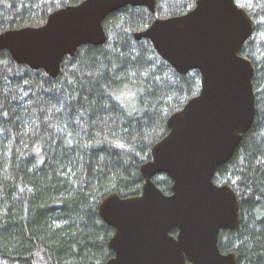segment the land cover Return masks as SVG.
Wrapping results in <instances>:
<instances>
[{
  "label": "trees",
  "instance_id": "16d2710c",
  "mask_svg": "<svg viewBox=\"0 0 264 264\" xmlns=\"http://www.w3.org/2000/svg\"><path fill=\"white\" fill-rule=\"evenodd\" d=\"M81 1L0 0V33L43 25L53 10ZM235 1L253 20L240 53L254 67L255 113L213 178L239 200V223L219 232L218 246L234 252L236 264H264V0ZM194 4L156 0L154 12L126 5L109 13L106 41L65 56L56 77L0 50V259L104 264L113 256L114 230L100 217L99 202L111 192L141 193V165L167 133L168 116L200 87L197 70L176 72L148 39L133 34ZM127 95L134 108L119 99ZM153 180L170 193L166 174Z\"/></svg>",
  "mask_w": 264,
  "mask_h": 264
},
{
  "label": "water",
  "instance_id": "95a60500",
  "mask_svg": "<svg viewBox=\"0 0 264 264\" xmlns=\"http://www.w3.org/2000/svg\"><path fill=\"white\" fill-rule=\"evenodd\" d=\"M156 0H82L49 13L43 25L0 33V50L18 64L56 77L65 56L84 44H103L105 17L126 5L155 11ZM253 20L235 0H195L178 15L156 17L135 39H148L176 72L197 70L198 92L166 121L167 133L141 165L138 195L107 194L98 205L113 228L104 264H236L234 252L218 246L221 230L239 223V200L228 184H217V168L234 154L255 113L254 67L240 51ZM166 174L170 193L154 176ZM175 229L176 233L171 231Z\"/></svg>",
  "mask_w": 264,
  "mask_h": 264
},
{
  "label": "rangeland",
  "instance_id": "374dc122",
  "mask_svg": "<svg viewBox=\"0 0 264 264\" xmlns=\"http://www.w3.org/2000/svg\"><path fill=\"white\" fill-rule=\"evenodd\" d=\"M119 99L122 100L123 103L125 104V106H127L129 109L134 108L133 97L127 95V96H124L123 98H119ZM0 264H9V263L6 260L0 259Z\"/></svg>",
  "mask_w": 264,
  "mask_h": 264
}]
</instances>
